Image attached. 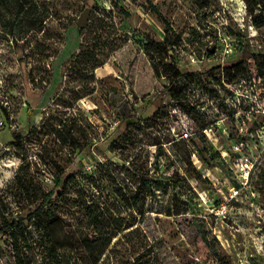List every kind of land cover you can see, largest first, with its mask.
Wrapping results in <instances>:
<instances>
[{
  "label": "rangeland",
  "instance_id": "obj_1",
  "mask_svg": "<svg viewBox=\"0 0 264 264\" xmlns=\"http://www.w3.org/2000/svg\"><path fill=\"white\" fill-rule=\"evenodd\" d=\"M259 1L249 16L243 0H57L61 23H21L17 44L0 19V216L25 214V183H41L59 203L49 232L61 255L68 225L96 234L95 215L112 234L100 264H264V150L244 182L222 147L195 140L213 113L264 125ZM16 243L0 234V264L36 260Z\"/></svg>",
  "mask_w": 264,
  "mask_h": 264
},
{
  "label": "trees",
  "instance_id": "obj_2",
  "mask_svg": "<svg viewBox=\"0 0 264 264\" xmlns=\"http://www.w3.org/2000/svg\"><path fill=\"white\" fill-rule=\"evenodd\" d=\"M55 1L57 0H0V19L5 20V32L13 37L16 44L18 43L17 34L22 30L21 23L23 27H30L36 29L37 32L45 33L52 19L55 18L61 23L62 13L57 10ZM243 2L249 16H253L256 8L260 6L259 0H243ZM70 3L72 2L65 4L66 9H69ZM244 48L242 59L247 61L253 56L249 42ZM5 115L8 116V114ZM67 121L61 122L60 127L64 128ZM55 133L62 144L71 147L73 152L80 154L84 151V144L75 134H64L60 130H56ZM14 137L18 139L24 136L17 134ZM195 140L204 150L211 148L204 137H196ZM64 174V171H61L55 178V185L61 187L62 190L60 195L66 192L68 180L71 177L63 178ZM31 183L26 182L25 185L32 207L22 216H14V212L9 211L12 215L9 220L0 216L2 237L13 236L17 241L16 247H22L25 252L36 255V260H28L26 264H43L45 261L47 264H100L106 248L111 243V232L102 231V223L95 215L89 216V224L94 226L96 234L91 233L88 224L77 227L68 225L67 233L73 246V252L61 255L49 232V226L59 219V203L54 197V190L47 191L41 183L36 186Z\"/></svg>",
  "mask_w": 264,
  "mask_h": 264
},
{
  "label": "built area",
  "instance_id": "obj_3",
  "mask_svg": "<svg viewBox=\"0 0 264 264\" xmlns=\"http://www.w3.org/2000/svg\"><path fill=\"white\" fill-rule=\"evenodd\" d=\"M190 105L196 112L202 113L198 108H195L194 104L190 103ZM257 105V112L264 114V106ZM250 119V116L246 119L238 118L236 114H233L232 117L224 115L219 118L213 113L212 122L200 131L206 135L205 140L209 145L216 148L222 147V157L244 182L249 180L264 150V125L254 130L248 124ZM192 123H195L193 119ZM194 135L195 133L190 127L183 130L179 138L188 140Z\"/></svg>",
  "mask_w": 264,
  "mask_h": 264
},
{
  "label": "water",
  "instance_id": "obj_4",
  "mask_svg": "<svg viewBox=\"0 0 264 264\" xmlns=\"http://www.w3.org/2000/svg\"><path fill=\"white\" fill-rule=\"evenodd\" d=\"M89 10H85L81 15L80 17L78 18V21H77V26L81 29L85 28V26L87 25L88 23V20H89Z\"/></svg>",
  "mask_w": 264,
  "mask_h": 264
}]
</instances>
